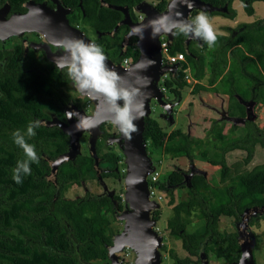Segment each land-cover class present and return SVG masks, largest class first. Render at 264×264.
Wrapping results in <instances>:
<instances>
[{"label":"trees","instance_id":"obj_1","mask_svg":"<svg viewBox=\"0 0 264 264\" xmlns=\"http://www.w3.org/2000/svg\"><path fill=\"white\" fill-rule=\"evenodd\" d=\"M23 1L25 0H12L13 3ZM104 1L127 6L136 19L133 8L143 0ZM154 1L158 2L157 8L160 10L167 4L165 0ZM202 1L216 7L228 4V13L215 14H221L232 21L236 18L237 12L232 8V3L236 0ZM238 1L251 16L255 13L254 3L264 0ZM62 3L72 9L74 24L92 30L94 37L90 39L102 46L105 56H113L120 63L125 58H131L132 62L138 60L140 52L136 49L135 38L130 40L126 53L119 55L120 42L127 27H120L113 36H99L101 33L111 32L122 20V13L102 7L99 0H62ZM238 28L236 31L234 28H227L230 32L234 29V37L217 35L212 47L205 45L206 60L189 56L183 47L185 38L175 36L174 42L169 46L170 55L181 53L186 58V62L176 73V89L181 90L187 85L185 69H189L198 82L194 85V94L206 89L199 82L208 71L211 73L210 85L220 79L212 90L231 97L235 94L244 97L248 95H244L246 91L241 84L243 70L249 69L264 80L260 71L261 68L264 71V19L245 23ZM83 31L88 35L84 28ZM233 46H237V49L232 63H228L226 54ZM9 54L8 50L0 52L1 56ZM31 61H11V76H0V182L7 185H0V193L5 190L9 199L8 186L11 187L9 191H13L10 214L7 213L9 209H5L6 216L3 220L0 213V264H105L109 261L107 248L115 235L111 218H115L117 210L124 208L122 199L118 196H95L90 193L83 197L66 198L73 185L95 178L94 159L87 148L74 161L61 164L56 182H53L49 179L51 162L68 151L70 138L58 127L41 125L35 129V135L28 139L35 146L38 156L36 161L30 163V174L23 176L19 184L11 178V169L17 159L23 158L22 150L12 142L11 132L17 128L24 131L29 120L50 119V113L57 114L61 120L64 118L65 105L69 100L74 101L67 88L69 81L63 72L54 76L36 71L26 72L35 66ZM165 85L169 88L173 83L168 80ZM255 94V100L264 105V85L256 89ZM75 104L79 105L77 102ZM231 106L235 107L233 102ZM237 129V126L232 125L226 131L224 122L213 121L204 137L195 138L180 129L168 133L155 118H145L143 138L152 161L161 163L166 157L187 158L192 162L196 159L219 166L218 175L209 181L202 176L193 177L192 187L187 190V198L177 203L172 186L182 182L183 176L177 171H171L163 181L159 180L157 183L158 188L167 193V203L172 207V216L167 221L169 232L182 241V247L190 256L198 258L196 262H191L189 258L179 259L171 252L174 264H198L202 252L207 255L212 253L228 264L237 262L241 253L237 233L219 231V221L222 217H228L240 222L246 209L264 206V163L238 174H232L233 170L227 163V154L240 149L246 153L243 164H248L255 147L260 145L264 148V130L251 122L241 127L240 136L235 135ZM96 146L98 147L97 144ZM103 150L100 152L97 148V153L102 161L112 165V171L103 174V177H115L114 170L121 159L119 150L105 147ZM42 153L46 160L41 158ZM155 213L153 218L158 221L159 212ZM192 217L204 220L202 232H187ZM260 220H264V214L252 217L249 224L253 227ZM11 229L15 233H10Z\"/></svg>","mask_w":264,"mask_h":264},{"label":"water","instance_id":"obj_2","mask_svg":"<svg viewBox=\"0 0 264 264\" xmlns=\"http://www.w3.org/2000/svg\"><path fill=\"white\" fill-rule=\"evenodd\" d=\"M102 7L112 9L122 13V20L116 25V27L111 32L101 33L99 36L109 35L113 36L120 27L130 26L133 24H143L148 18L154 17L159 13H163L167 10V5L161 11L156 9L155 5L147 1H143L133 8L135 14L142 15L144 18L135 22L132 20L131 12L126 6H118L105 2L104 0H99ZM57 10L61 11L55 12L50 10L45 5L37 6L32 3L31 6H35L40 9L39 12H27L26 14L14 15L11 19L6 22L5 32L7 38L14 35L22 34L25 31H36L43 34L49 44L54 45V41L60 37L70 34L73 36L80 37L84 40H91L86 36L85 33L79 29L72 27L67 19L68 10H66L57 1ZM81 5V2H80ZM185 17L192 15L197 10H204L208 14L213 12L217 13H228V4L224 7H216L210 3H206L202 0H192V7L189 8L186 5H179L178 8ZM84 12V11H83ZM13 26V27H12ZM11 28V29H10ZM14 29V30H13ZM0 31L2 29L0 28ZM150 30L145 29L143 33V39L137 36L125 35L121 44L120 56L124 55L130 45V39L132 37L137 38L136 46L140 52L137 61L132 62L129 68H124L122 64H115L112 59L106 58V65L114 67L116 71L125 76V80L128 82H136L137 70L133 68L137 62L142 58L147 57L154 61V63L149 66L145 71H142L141 75H146L150 79L147 89L142 90L143 103V116L135 120L136 130L131 133L130 137L125 138L120 133L119 138H117V144L124 154V165H125V177L123 179L125 194H124V210L121 216L117 217L119 221L123 222L122 231L119 234H115L112 237V244L108 246V258L110 260L109 264H122L119 261L118 253L128 251L133 254L132 264H161L162 253L161 247L163 246V237L156 231L157 221L153 218V213L155 210L160 209V204L155 200L150 199V191L147 183V178L150 174L156 172V166L152 159L149 157L146 150V143L143 138V131L145 127V118L150 117L152 114L151 103L153 100L161 106L163 93L159 87V81L163 75L167 72L175 74L178 65L172 67H164L162 65V45L161 38L165 36L167 38V43L172 44L174 36L171 34L160 35L159 37H151ZM192 40V39H191ZM191 40H186V43ZM199 40V39H197ZM203 42V41H200ZM47 51V56L53 63V57L60 55L54 54ZM142 81L138 83L137 86L142 85ZM71 90L77 92L72 88ZM78 93V92H77ZM80 94V93H78ZM82 97L87 98L91 102V114L88 115L83 109H78L76 104L70 103V110L67 111V117L71 115L70 112H77L89 116L96 122V126L87 129L90 133L89 151L93 158L95 159L94 168L96 170L99 180L103 182L100 175L99 162L100 159L96 154V141L101 134L100 126L103 122L111 123L110 117L106 111V103L102 97H90L80 94ZM165 108L162 114L159 116L161 118H167L173 123L174 106ZM208 109L218 111L213 105H207ZM227 120L234 121L237 123L235 118H227ZM42 124L46 127H59L64 133H66L70 138L69 150L61 155L58 159L51 162V173L49 179L56 182V173L61 164L66 161H74L78 155L82 153L80 139L84 135L85 130L76 131L74 129L75 120L68 119L67 122H63L56 116H53L50 120H42ZM112 124V123H111ZM114 127H116L113 124ZM118 130V129H117ZM204 175H207L206 171H200ZM189 177L185 179L188 181ZM105 191H108V187L105 186ZM258 214H264V206L262 207H251L244 211L240 223L237 225L238 229V244L240 246L241 253L244 251L248 252V257L245 259L244 264H256L254 251L257 244V238L251 230L249 224L250 219ZM117 215V213L115 214ZM127 249V250H126ZM125 259H123L124 261ZM199 264H209L208 255L205 252L200 254ZM237 264V262L233 263Z\"/></svg>","mask_w":264,"mask_h":264},{"label":"flooded vegetation","instance_id":"obj_3","mask_svg":"<svg viewBox=\"0 0 264 264\" xmlns=\"http://www.w3.org/2000/svg\"><path fill=\"white\" fill-rule=\"evenodd\" d=\"M57 1L66 10H68L69 13H67V19L69 21V24L72 27H75V28L79 29L80 31H82L83 33H85L83 31V28H84L88 32V35H86L88 38L94 37V34H93L92 30L89 27H83V25L81 26L80 24H74L73 23V21H72V9H70L67 6H65L62 3V0H25L22 3H13L12 0H0V28L2 29V31H0V52H3L5 50L10 51L9 55H2V56L0 55V76H3V78H9L11 76L13 68L9 66V63H11V61H14L16 59L20 60L21 62H25L26 60H28L30 62L32 60L31 64L35 65V66L34 67L32 66L30 69L26 70V72H29V73L33 72V71H36L37 73H49L50 75L54 76L56 73L58 74V73L62 72L60 70H56L54 63H52L50 61V59L48 58L46 50L49 49V51L51 53H54V54H60V52L53 44H49L47 42V40H46V38H45V36L43 34H41L39 32H36V31H25L22 34L14 35V36H12L10 38H7V37H5L7 34H6L5 30H4L6 25H7L5 21H8L14 15H19V14L23 15V14H26L28 12V8L22 7V5L27 4L29 6V5H32V3H34L37 6L38 5L39 6L45 5V7H48L52 11L59 12V14H60L61 11L57 10V8H56L57 5H58ZM143 1H147V2L151 3L152 5H154V3L151 2L150 0H143ZM143 1H141V2H143ZM165 1H168V0H165ZM80 2L82 3V1H80ZM155 7H156V9L161 11L159 8H157V5H155ZM130 12H131V10H130ZM213 13H215V12H213ZM135 15H136L135 16L136 19H134L132 17V15H131L132 20L135 21V22H138L139 20H142L144 18L142 15H139V14H135ZM218 16H222L223 17V15H221V14L218 15ZM259 21H261V20H259ZM244 24L245 23H239V25L234 27L235 31H236V29L238 27L240 28V25H244ZM123 27H127V26H123ZM220 27L222 29H224V28H226V29L223 30L224 32L217 33V35H224L226 37H231V36L234 37V35L236 34L234 29H233V31L230 32L229 29H227L228 27H224V25H221ZM127 29H128L127 32L123 34V38L125 37L126 34H128L129 28L127 27ZM231 33H232V35H231ZM123 38H122V41H123ZM134 38L135 37H132L131 39H134ZM135 39H136V42H137V38H135ZM174 39H175V36L173 38V42H174ZM163 40L165 42L168 41L165 36H162L161 43H162ZM186 40L187 39H184L183 47L186 50L187 54L189 56H192V57L196 58L197 60H200L201 57L205 58V60H206L205 54L207 52V47L205 45H207V44L205 42H200L201 40H197V39H192L188 43H186ZM122 41L120 42V51H121ZM136 42H135V46H136ZM170 45L171 44H169V46ZM136 49L138 50L137 46H136ZM236 49H237V46H233L232 48H230L228 50V52L226 54L228 63L232 62L233 56H234V54L236 52L235 51ZM18 55H21V56L18 57ZM162 55H163V52H162ZM106 58L112 59V61H114L115 64H120V62H116L113 59V56L112 57H107L106 56ZM184 61L186 62L185 56H184ZM179 70L180 69H177L176 73ZM260 71L264 75V71H263L262 68L260 69ZM176 73L173 75L170 72L169 76L168 75L167 76L163 75L161 77L160 81H159V87H160V89L162 90V93H163V97L161 99L162 100L161 107L163 108V111H164V109L166 107L169 108V107L173 106V104L177 103V105H175L174 109H173L174 110V114H173V121L174 122L173 123H175V121L177 123V119L175 118V115L177 114V112H175V109L182 105V102L184 100L183 90H184V88H187V86L189 85V82L186 80L185 82L187 83V85L183 89H181V90L180 89H176L178 87V83L175 80ZM225 73H227V71H225ZM169 77H170V79H168ZM240 77H241V84H242L244 90L246 91V93L244 95L248 94L245 97L241 96L239 94H235L234 97H231L230 95H226L223 92L213 91L212 88L215 86V84L217 82H219L220 79L215 84L210 85L211 73L209 71L205 74L203 79L199 82L206 89H201V91L199 93H197V94H194L193 90L191 91L192 92V95H190L191 96V101L189 102L190 107H195L196 100H195L194 96L197 97V95H198L197 100H198L199 105L197 104V106L203 107L202 106L203 104L208 105V104L213 103V105L217 106L216 108L220 109V110H218L219 111L218 113L216 112L220 117H217L216 119L203 117L204 121L208 122V125L206 126V128H203V130H205V129L208 130L211 127V124H212L213 121H220V122L222 121V122H224L226 124V126H228V129L232 125L237 126L239 129H237V131H236V134H235L236 136H240L242 134L241 127L245 126L249 122L255 123L259 128L264 130V127H262V125H261V122L264 121V113H262L261 110H260V109L264 108V105L261 104V103H258L255 100V95H256L255 94V90L258 89L261 85H264V80L261 77H258L256 74H254L249 69L243 70V74ZM168 80L173 83L172 87L168 88L165 85ZM67 88H68V90L70 92V95L72 96V99H74V101L79 104V105L76 104L78 109H83L88 115H90L91 114V102L87 98H84L80 94H78L77 92L71 90V83L70 82H69ZM1 89L2 88L0 87V93H1ZM12 91L14 93V90H12ZM167 92H169V94L173 97V99H170V98L167 97V95H166ZM209 96L215 97V99H217V103L211 102V101H210L211 103H208L209 102L208 100H210ZM77 97H79V98H77ZM204 97L207 98V100H204L203 99ZM85 99L87 100L88 105L83 104V100H85ZM74 101L73 100H69L68 103L65 105L64 112H63L64 118L61 119V121L67 122V111L70 110V103L71 102L75 104ZM232 102L235 105V107L231 106ZM250 102H251V104H250ZM154 103H155V100L152 101L153 113H154V105H155ZM200 103L202 105H200ZM88 108H90L89 112H88ZM209 110H211V109H209ZM72 112H73V110H72ZM49 116H50V119L53 116H56L58 119H60L57 116V114H55V113H50ZM152 117L154 118L155 116H152ZM146 118H148V117H146ZM227 118H235V119H237V123H235L234 121L227 120ZM50 119H47V120H50ZM72 119L75 120L74 117ZM161 119L166 121L167 125H171L172 124L171 121L168 120L167 118H161ZM42 120H45V119H40L39 121H42ZM165 129L166 128H164V130ZM100 130H101V134H100L99 138L96 141V144L98 145V147L96 146V154H97L98 158L100 159V162H99L100 175H101L103 180H105V179H113L116 182L121 184V183H123V179H124V174H125V169L126 168H125V165H124V161H125L124 154L122 153V150L119 148V146L117 144V141H116L117 138H119V136H120V132L117 130L116 127L113 126V124H111L109 122H103L102 125L100 126ZM173 130H175V127L172 129V131ZM206 130H205V132H206ZM83 134L84 135L80 139L81 151L83 153L84 148H87L89 155L93 158V156L91 155V153L89 151V147H90L89 146V142H90V137H91L90 133H89V130H85L83 132ZM187 134L192 136L190 134V132L187 133ZM257 146L263 148L260 145H257ZM257 146L255 147L254 151H256ZM104 147L105 148H113L114 150H119V156H121V159L119 160L118 165H117V167L114 170L115 174H116L115 177H107V178L103 177V174L112 171V165L108 164L105 161H102L103 160L102 157L97 153L98 152L97 148L100 149V152H103L104 151L103 150ZM146 150H147V148H146ZM236 151L244 152L245 156L243 157V159L241 161L237 162V160H236L231 165L228 155L230 153H234ZM254 156H255V152L253 154L252 160L248 164H243V160L246 157V153H245L244 150L238 149V150H234V151L229 152L227 154V163L230 166L231 170L234 171V172L232 171V174H238L239 172H243L244 170H251L255 166L263 164V163H260V164L254 165L253 167L249 168L248 166L253 161ZM41 158L44 159V160L47 159L44 153L41 154ZM180 159H186L188 161V166L186 168H182V167L177 165L178 162L181 161ZM173 160H177V163H176L177 166L175 168H173L172 171H177L183 176L182 182H180L179 184H176L175 186L174 185L172 186L173 187V191L175 192L176 190L181 189V188L184 189V191L186 193V198H187V190L192 187L191 180H192L193 177L202 176L205 180L209 181V180H211V178L213 176H217L218 175L219 166H212V165L209 164L211 167L215 168L216 172H215V174H213L211 176H208V173H207V175H204L203 173L200 172L201 170L194 163L196 159L193 162L191 160L187 159V158H178V159H173ZM94 162H95V159H94ZM162 162L163 161H161V163ZM153 163H154V161H153ZM238 164H240L241 166H238ZM234 165H236L238 167H234ZM154 166H156V165L154 164ZM157 169H158V167L156 166V170ZM94 173H95V178L94 179H97V181L102 186V190H103V194L97 195V196H108V197L116 196L115 193H112L114 191H112V192H110L109 190L105 191V186H107V185L103 184L99 180V178L97 176V173H96V170H95ZM56 176H57V173H56ZM161 176L162 175L159 174L158 181L159 180L163 181L164 177L161 179ZM187 177H189V179H188V181L185 182V179ZM217 180H218V178H217ZM2 184H5V183L0 182V185H2ZM220 185H222V184H220ZM7 189H8V195L10 197L9 199H7V197H6L5 190H1V193H0V197H1L0 198V213L2 215V219L3 220H5V216H6V214L4 213V210L5 209H9L7 213H9V211L11 212L12 205H13V200H12L13 191L12 192L9 191L11 189V187H9V186H8ZM87 193H89V192H87ZM115 202H116V204H118L117 201H115ZM122 202H124V201L122 200ZM116 207H118V206H116ZM255 207H258V206H255ZM123 210H124V208L122 210H117L118 211V212H116L117 215H115V218H114L115 221L118 220L117 217L122 215ZM158 210H155V212L156 211L158 212ZM241 219H242V216H241ZM234 222H235V227H236L235 228L236 231H234V232L237 233V242H238L237 225L240 222H236L235 220H234ZM157 223H158V221H157ZM122 224H123V222H122ZM251 230H252V227H251ZM119 231L120 230H117V232H115V234H119ZM121 231H122V228H121ZM9 232L10 233H15V230L11 229V230H9ZM163 247L164 246H162V248ZM127 255L128 254H126L124 257H119V255H118L119 261H122V264H126L125 262H126V256ZM162 258H163V256H162ZM123 259H125V260L123 261ZM109 263H110V260L107 263H105V264H109ZM199 263H200V259H199Z\"/></svg>","mask_w":264,"mask_h":264},{"label":"clouds","instance_id":"obj_4","mask_svg":"<svg viewBox=\"0 0 264 264\" xmlns=\"http://www.w3.org/2000/svg\"><path fill=\"white\" fill-rule=\"evenodd\" d=\"M178 4L191 8L192 0H169L165 12L148 18L143 24L131 25L128 36L143 39L144 30L149 29L151 37L171 34L183 36L188 40L199 39L212 47L217 34L208 13L204 10H197L194 14L185 17L177 10ZM22 7L28 8L29 13L40 11L37 7H30L27 4ZM53 43L60 52V55L53 57L56 70L64 73L72 88L78 93L90 97H102L106 103V111L111 123L116 126L122 136L130 137L131 133L136 130L134 121L143 116L142 90L147 89L150 83L149 77L140 73L151 66L154 61L144 57L133 65L138 72L136 82H128L125 76L119 74L114 67L106 65L104 50L95 41L66 34ZM169 73L167 72L164 76H169ZM193 80L196 82L194 78ZM140 81L143 82L142 85L137 86ZM151 109H153L152 103ZM70 113L71 115L67 118H75L74 129L76 131L96 126V122L89 116L77 112ZM41 124L39 120H29L24 131L17 128L11 132L12 142L23 152V158L17 159L15 166L11 169V178L17 184L21 183L23 176L30 174V163L38 159L35 146L29 143L28 139L35 135V129L41 127ZM247 257V251L240 253L237 264H244Z\"/></svg>","mask_w":264,"mask_h":264},{"label":"rangeland","instance_id":"obj_5","mask_svg":"<svg viewBox=\"0 0 264 264\" xmlns=\"http://www.w3.org/2000/svg\"><path fill=\"white\" fill-rule=\"evenodd\" d=\"M151 2L154 3V5H157V1L150 0ZM232 8H235L237 11V17L239 19L240 23H252L255 21L263 20L264 19V4L261 3L260 1L254 3V9L255 13L251 16H249L246 11L243 8V5L240 1L236 0L232 3ZM217 13V12H215ZM212 13L208 14L211 17V22L214 26V29L217 33L224 32L223 30L226 29L220 27L222 24L224 26H230L232 28L236 27L239 25V22L237 24L233 23L234 21H230V19L224 18L222 16H218L217 14ZM232 63V62H231ZM187 75L189 76V85L187 88H184L183 90V96L184 100L182 102V105L180 107H177L175 109V112L177 114L175 115V118L177 119V123H172L171 125H167L166 121L161 119L159 116L163 112V108L158 105L156 102L154 103V113L152 116H155L154 118L158 120L159 124L163 127L166 128V132H171L172 129L175 127V129H180L186 133H189L195 137V138H202L205 136V130H203L204 127L208 125V122L204 121L203 117L207 118H214L216 119L217 117H220L218 114L215 112L219 111H212L208 109L207 105H203V107L197 106L198 103V95L197 97L194 96L196 103L195 107H190L189 102L191 101V96L192 95V90L194 88V85L196 82L193 80L191 71L189 69L186 70ZM167 97L170 99H173V97L169 94V92L166 93ZM79 98V97H77ZM204 100H207V98H203ZM208 103L215 102L217 103V99L215 97L209 96ZM211 101V102H210ZM200 102V101H199ZM83 104L88 105L87 100H83ZM251 104V102H250ZM200 105H202L200 103ZM213 105V103H211ZM88 107V106H87ZM90 108H88V112ZM218 109V108H217ZM220 110V109H218ZM262 113H264V108L260 109ZM87 111V110H86ZM151 116V117H152ZM153 118V117H152ZM262 127H264V121L261 122ZM226 131L228 130V126H226ZM181 145V144H180ZM85 149V148H84ZM245 156L244 152L241 151H236L234 153H230L228 155L230 164L232 165L236 160L241 161L243 157ZM181 161L178 162V166L182 168H186L188 166V161L186 159H180ZM162 163H158L154 161V164L158 167L159 174H161V179L163 177H166V175L172 171L173 168H175L177 165V160H173L169 158H164L162 160ZM196 166L201 170V171H206L208 173V176H211L215 174V168L211 167L209 164L206 162L200 161V160H195L194 162ZM264 163V148L258 147L255 151V156L253 161L249 164V168L253 167L254 165ZM124 167V166H123ZM125 177V174H124ZM103 182L107 185L108 190L112 193H115L116 196L121 197L122 200H124V194H125V187H124V182L123 183H118L113 179H105ZM87 192H89L92 195H101L103 194L102 186L100 183L97 181V179L91 178L85 181H82L80 184H75L73 185L70 190L66 194L67 199H73L77 197H83ZM159 196H161V199H158V195H155V198L158 199V202L160 203V209L158 210L159 212V220L157 223V227L155 228L156 231L163 237V246L164 248L161 247V253H162V264H174V259L170 256V253H174L179 259H186L189 258L191 262H196L197 257L195 256H190L189 253L182 247V241L178 239L177 237L171 235L167 228V221L168 219L172 216V207L168 205V195L166 192L158 190L157 193ZM174 198L175 202H180L181 200L186 198V193L184 189H178L174 192ZM124 205V202H122ZM155 212V211H154ZM192 222L187 226V232L189 233H200L203 231L204 228V220H198L195 219L194 217L191 218ZM111 223L113 230L117 232V230L121 231V228L123 226L122 222L119 220H114L111 218ZM235 222L233 218H228V217H222L219 221V231L224 232V231H229V232H234L236 231L235 229ZM119 231V233H120ZM252 231L254 235L257 238V244H256V249L254 251V256H255V261L256 264H264V220H260L256 225L252 227ZM127 250V249H126ZM126 254V264H132L133 261V254L129 253L128 251H125L124 253H118L119 257H124ZM209 259V264H228L226 260L224 259H218L216 258L212 253H209L208 255Z\"/></svg>","mask_w":264,"mask_h":264},{"label":"built area","instance_id":"obj_6","mask_svg":"<svg viewBox=\"0 0 264 264\" xmlns=\"http://www.w3.org/2000/svg\"><path fill=\"white\" fill-rule=\"evenodd\" d=\"M161 45H162V52H163L162 65H164L166 67L178 65V69H180L182 67V64L185 62L184 61V55L181 53L175 54V55H170L169 44L167 42H165L164 40L162 41ZM131 63H132L131 58H125L121 64L124 68L127 69L130 67ZM186 70L187 69L184 70L185 78H186V80H188V82H191V81H189V76L187 75ZM158 178H159V171L158 170H156L155 173L150 174L147 178V183H148L149 191H150V199L155 200L156 202H158V199H161V196H159L157 194L158 190H160L158 188V185H157ZM155 195H158V199L155 198Z\"/></svg>","mask_w":264,"mask_h":264},{"label":"crops","instance_id":"obj_7","mask_svg":"<svg viewBox=\"0 0 264 264\" xmlns=\"http://www.w3.org/2000/svg\"><path fill=\"white\" fill-rule=\"evenodd\" d=\"M261 3H263L264 4V1H260ZM235 9V8H234ZM236 10V9H235ZM237 12V11H236ZM230 21H232V20H230ZM234 22L233 23H235V24H237V22H239V19H238V17L236 16V18L233 20ZM240 23V22H239ZM223 25V24H222ZM224 27H228V28H232L231 27V25L230 26H224ZM223 30V29H222ZM191 74H192V72H191ZM193 76V75H192ZM197 82V81H196ZM204 105V104H203ZM202 105V106H203ZM206 105V104H205ZM209 105V104H208ZM211 105V104H210ZM215 108L217 107V106H215V105H213ZM202 108V107H201ZM217 109V108H216ZM218 110V109H217ZM216 113V112H215ZM217 114V113H216ZM204 128H206V127H204Z\"/></svg>","mask_w":264,"mask_h":264}]
</instances>
